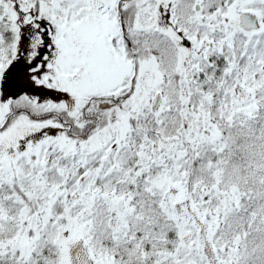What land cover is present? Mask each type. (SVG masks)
<instances>
[{
  "label": "snow or ice",
  "instance_id": "1",
  "mask_svg": "<svg viewBox=\"0 0 264 264\" xmlns=\"http://www.w3.org/2000/svg\"><path fill=\"white\" fill-rule=\"evenodd\" d=\"M0 264H264V0H0Z\"/></svg>",
  "mask_w": 264,
  "mask_h": 264
}]
</instances>
